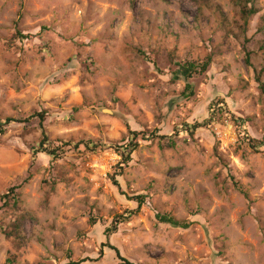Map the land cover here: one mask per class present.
Segmentation results:
<instances>
[{
    "label": "rangeland",
    "instance_id": "rangeland-1",
    "mask_svg": "<svg viewBox=\"0 0 264 264\" xmlns=\"http://www.w3.org/2000/svg\"><path fill=\"white\" fill-rule=\"evenodd\" d=\"M263 16L264 0H0V122L45 112L0 126V226L26 214L20 247L0 228V264H118L108 243L137 264H264Z\"/></svg>",
    "mask_w": 264,
    "mask_h": 264
},
{
    "label": "trees",
    "instance_id": "trees-1",
    "mask_svg": "<svg viewBox=\"0 0 264 264\" xmlns=\"http://www.w3.org/2000/svg\"><path fill=\"white\" fill-rule=\"evenodd\" d=\"M242 1L243 2H250L251 0H242ZM257 12H258V10L253 5L250 8L244 7L242 9V16L244 17L245 23H248L249 18L252 17L253 15H255ZM263 20H264V16H263ZM17 37L24 40V39L32 37V35L30 33H23L22 31H17V33L15 34V38H17ZM245 62L249 66L253 65L252 53L249 49H246ZM211 63H212V57L211 56H208L206 58V60H204L202 63H197L196 61L181 62V63H179V68L177 69L176 76H178V77L181 76L186 81H189L190 79H192L194 77L195 74H203V73L207 72ZM191 87H192V85H190V83H188L187 88L188 89L190 88L191 90L189 92L191 94H193L194 91ZM263 89L264 88H262V90ZM211 110H212V116L210 118L204 120L203 123L196 122L195 124H187L186 125V131H189L191 134H193L198 128H200L204 124H209L210 122L213 123V122L217 121L216 117L218 116L219 112L223 110V108L220 107V108L216 109V108H213L211 106ZM38 116L41 118V124H43V122L45 121V112L42 111L39 113H34V114H32L26 118H22V119L11 118V117L6 118L5 122H3V121L0 122V126L3 127L5 125L11 124L13 122H30L31 120H33L34 118H36ZM237 120H239V119H237ZM0 132L4 133V128L1 129ZM130 133H131L130 141L123 146V148L125 149L123 151V154L126 156V158H125L126 163L130 160L131 154L133 153V150H135L139 144V141L137 140V136L140 133L138 131H131ZM43 134L45 135L44 140H43V144H44L48 138H47L46 133H43ZM152 135L154 137L160 136L159 138L165 137V135H157V133H154ZM171 144H174V143H171ZM258 144L263 145V141H259ZM88 146H90V145H88ZM95 146L97 147L98 145L95 144ZM44 148L45 147H43V145H42V149H40L41 152H47L46 151L47 149H44ZM55 150L56 149H54V153H55ZM50 154H53V153L50 152ZM54 155H56V154H54ZM114 181H115V184H119L117 182V180H114ZM17 196H18V193L16 191L15 186L12 187L8 193H5L3 195L4 198H10V199L12 198V199L16 200L15 203H17ZM133 200L138 202L139 205H142L145 202V196L137 195V196L133 197ZM25 215L26 214H24V213H19V214H17V217L13 222L0 226L2 232L5 234V236L8 239L12 240L15 243L16 247H20L23 243V240L25 239L21 233L22 224H23L25 217H26ZM157 219L161 223H169V224H172L174 226H179L182 228H188L191 225L189 222L176 220L175 217H173L171 214H168V213L157 214ZM117 228H118V226L115 223L114 225L107 228L106 234L111 235V234L115 233L117 231ZM106 246H108L112 250H115L117 257H118V260H119L118 264H137V263L129 260L125 256H123L121 254L120 250L118 249V247H116L112 244H109V243ZM13 261H14V258H12V259L10 258V259H8V262H6L5 264H12Z\"/></svg>",
    "mask_w": 264,
    "mask_h": 264
}]
</instances>
